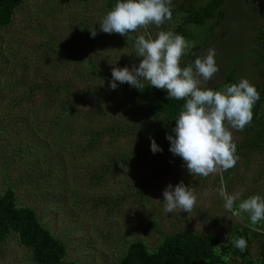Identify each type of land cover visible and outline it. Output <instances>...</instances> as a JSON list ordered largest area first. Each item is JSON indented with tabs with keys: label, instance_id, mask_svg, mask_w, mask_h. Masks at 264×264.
Masks as SVG:
<instances>
[{
	"label": "trees",
	"instance_id": "obj_1",
	"mask_svg": "<svg viewBox=\"0 0 264 264\" xmlns=\"http://www.w3.org/2000/svg\"><path fill=\"white\" fill-rule=\"evenodd\" d=\"M74 1L78 0H45L41 6L47 5V8L25 19L23 29L38 41L28 48L31 53L26 52L15 66L21 68L18 76L7 83L4 80L8 76L0 80V102L4 107L27 104L36 96L40 99L36 108H22L5 123L0 116L1 180L5 184L0 191V244L15 237L27 252L28 264L79 263L65 259L64 243L40 223L33 207L17 204L15 190L25 185L33 196L57 208L58 204L76 207L86 202L92 209L105 210L113 200L104 191V183L113 178L116 171H133L135 165L145 163L153 155L166 158L171 153L166 137L174 136L172 129L185 103L184 100H169L164 90L150 87L148 82L138 89L117 81V88L112 90L113 67H138L141 58L136 54L135 39L149 32L130 33L126 37L111 34L110 45L123 46L119 49L106 46L104 52L93 53L92 36L88 37L89 42L74 44L65 40L63 34L55 37L47 25L51 21L46 20V15L56 14L65 4ZM80 1L86 4L88 0ZM103 1L107 12L118 2ZM192 1L184 0L183 18L173 29V33L183 38L185 24L202 25L207 19L214 18L216 27L222 21L220 7L223 0H202L197 7ZM27 2L29 0H0V29L7 28L14 13ZM176 5L172 1L173 13ZM92 28L100 32L101 38L105 36L99 24L90 21L83 26L73 25L68 33L90 34ZM64 30L66 35V28ZM250 43L247 55L253 57L252 66L262 74L261 82L254 85L260 98L253 107V119L248 125L249 129L257 128L251 136L256 144L264 140V23L255 30ZM198 49L199 46L191 48L186 58H181L184 61L182 67L194 62ZM122 52L128 53L126 58L114 59L115 54ZM235 72L233 68L227 70L220 84L210 88L219 91L237 83ZM82 103L89 105L84 108ZM124 104L128 119H107L110 112ZM9 122L11 127H2ZM23 134L27 135L24 141ZM119 138H129L130 152L115 147ZM153 139L162 151H151ZM78 166L86 170L81 175ZM173 168L187 171L182 158L171 153L158 171H172ZM58 186L59 190L53 191ZM77 189L91 192L86 196L77 194ZM259 195L264 197V193ZM239 202L236 201L233 208L243 224L234 225L225 242L211 233L174 229L168 234L160 233L153 248L140 239L126 241L113 264H264V220L252 224L247 213L239 212ZM240 237L247 244L243 251L234 244ZM252 242L256 244L254 259L250 254Z\"/></svg>",
	"mask_w": 264,
	"mask_h": 264
},
{
	"label": "rangeland",
	"instance_id": "obj_2",
	"mask_svg": "<svg viewBox=\"0 0 264 264\" xmlns=\"http://www.w3.org/2000/svg\"><path fill=\"white\" fill-rule=\"evenodd\" d=\"M44 1L29 0L14 13L9 26L0 29L1 81L8 76L4 80L7 83L18 76L21 68L20 65L18 68L15 66L19 64V60L26 52L31 53L28 48L38 41L34 35L28 34L23 26L25 19L36 15L40 9L48 7L47 5L41 6ZM172 1L178 5L174 6L175 13L172 11L171 20H165L160 28L149 25L133 34L149 32L155 38L161 30L173 32L174 27L183 18V4L185 3L184 0ZM191 3L197 7L202 0H193ZM63 7L56 14L53 12L45 18L51 21L47 25L54 31L55 37L63 34L65 40L71 43L89 42L88 37H91V34H80L82 32H78V35L69 34L73 25L79 23L83 26L89 21L100 25L102 17L107 13L103 0H88L86 4L78 0L65 4ZM76 10L78 12H75ZM220 14L222 21L216 27L213 25L214 18L207 19L202 25L185 24L184 39L189 41L193 47L199 46L194 60L205 55L209 48L215 50V61L219 70L208 82L209 87L219 85L223 80V74L231 68L236 71L237 82L241 78H246L252 85H257L262 80V74L260 75V71L252 66L254 59L247 55V52L255 30L264 23V0H223ZM98 34L100 32H97L94 38L92 37L94 40L91 43L93 53H102L107 47L119 49L123 46V44H117L116 47L110 45L109 42L114 33L112 35L105 33L102 38ZM188 52L182 58H186ZM127 54L123 52L115 54L114 59L123 56L126 58ZM183 62L180 61L181 64ZM68 73L71 74L70 71ZM39 102L40 99L37 96L31 98L29 102H26L27 104L19 106L4 107V104L0 102V116L4 118L5 123L11 120L15 113L22 111V108L28 110L32 107L36 108ZM82 104L81 107L84 106V108L89 105V103ZM125 106L124 104L110 112L111 115H108L107 119H128L129 116L124 112ZM11 126L9 122L2 127ZM256 129H249L248 125L243 131L231 129L233 142L237 148L236 154L240 157L231 171L210 174L201 179L197 175L192 176L188 171H178V168H173L172 171H158L167 162L171 153L167 154V159L158 154L161 157L153 155L145 163L135 165L136 168L133 171H116L114 177L104 183V191H107L113 200V204L105 210L99 207L92 209L86 202H81L76 207L58 204L57 208L33 196L25 185L15 190L17 204L33 207L40 223L64 243L65 259L79 264H113L126 241L140 239L147 247L153 248L160 239V233L168 234L174 229H188L200 234L211 233L221 242H225L232 227L243 224V220L234 208L227 210L224 207V200L217 189L223 183L229 194L241 192V200L264 193V140L253 144L254 138L251 136L255 134ZM3 134L8 137L6 132L3 131ZM21 138L24 141L27 135L23 134ZM129 141V138H119L114 145L117 149L122 151L124 149L127 153L131 151ZM248 142L252 147H249ZM77 169L79 175L86 171L79 166ZM89 169L88 167L87 170ZM2 171L3 167L0 164V191L5 185L1 180ZM181 181L194 189L197 201L193 210L189 213L180 210L172 213L165 212L163 191L168 184L175 186ZM59 188V186L55 187L53 191H58ZM90 192L77 189V194L87 196ZM251 245L250 254L254 259L256 244L252 242ZM28 262L27 252L17 243L15 237H9L0 244V264H28Z\"/></svg>",
	"mask_w": 264,
	"mask_h": 264
},
{
	"label": "clouds",
	"instance_id": "obj_3",
	"mask_svg": "<svg viewBox=\"0 0 264 264\" xmlns=\"http://www.w3.org/2000/svg\"><path fill=\"white\" fill-rule=\"evenodd\" d=\"M171 5L172 0H118L102 17L99 29L126 37L149 25L160 28L165 20L172 19ZM89 31L93 38L97 35L96 28ZM134 47L141 58L139 66L113 67L110 88L115 90L118 81L141 89L147 81L150 87L164 90L169 100H184L172 129L174 136L166 137L169 151L182 158L192 176L206 178L233 168L240 157L231 129L243 131L251 123L253 107L260 98L255 86L241 78L223 90H213L208 82L219 70L215 50L207 49L205 55L182 67L181 58L193 45L172 31L161 30L155 38L147 33L139 35ZM151 151H162L154 139ZM217 192L227 210L239 200V212L247 213L252 224L264 220V197L252 195L241 200V192L229 194L223 183ZM162 195L168 213H189L197 201L194 189L183 181L175 186L168 184ZM234 244L241 251L247 246L243 237L235 239Z\"/></svg>",
	"mask_w": 264,
	"mask_h": 264
}]
</instances>
